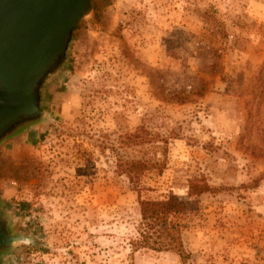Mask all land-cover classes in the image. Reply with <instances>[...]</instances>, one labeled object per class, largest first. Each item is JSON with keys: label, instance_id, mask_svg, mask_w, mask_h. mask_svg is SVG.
I'll use <instances>...</instances> for the list:
<instances>
[{"label": "rangeland", "instance_id": "374dc122", "mask_svg": "<svg viewBox=\"0 0 264 264\" xmlns=\"http://www.w3.org/2000/svg\"><path fill=\"white\" fill-rule=\"evenodd\" d=\"M92 6L40 87L45 114L0 143L1 217L23 239L0 264H183L128 242L139 196L188 201L193 180L210 190L181 220L190 264H264V0ZM119 158L155 168L135 189Z\"/></svg>", "mask_w": 264, "mask_h": 264}, {"label": "water", "instance_id": "95a60500", "mask_svg": "<svg viewBox=\"0 0 264 264\" xmlns=\"http://www.w3.org/2000/svg\"><path fill=\"white\" fill-rule=\"evenodd\" d=\"M92 12V0H0V143L45 114L40 87L65 59L74 28ZM4 223L0 217V251L23 240Z\"/></svg>", "mask_w": 264, "mask_h": 264}, {"label": "trees", "instance_id": "16d2710c", "mask_svg": "<svg viewBox=\"0 0 264 264\" xmlns=\"http://www.w3.org/2000/svg\"><path fill=\"white\" fill-rule=\"evenodd\" d=\"M128 136V140L136 145L142 144L141 142L145 140L138 132ZM153 168L155 167L151 163L143 160L124 161L119 158L116 162L117 174L125 175L135 189L139 187L137 180ZM209 190L208 185L202 180H193L189 181L188 185V201L180 200L173 192L156 200H141L139 196L140 219L137 223L136 236L130 238L128 242L130 255L143 249L173 252L179 256L181 263L190 264L191 254L186 251L182 241L181 220L193 212L194 205L198 204L196 197Z\"/></svg>", "mask_w": 264, "mask_h": 264}, {"label": "flooded vegetation", "instance_id": "af4514ba", "mask_svg": "<svg viewBox=\"0 0 264 264\" xmlns=\"http://www.w3.org/2000/svg\"><path fill=\"white\" fill-rule=\"evenodd\" d=\"M2 207H1V205H0V217H1V213H2V209H1ZM5 222V221H4ZM4 224H6V223H4ZM7 244V242H5L3 245H1V247L3 248V247H5V245ZM1 252V251H0Z\"/></svg>", "mask_w": 264, "mask_h": 264}, {"label": "crops", "instance_id": "0c3cea01", "mask_svg": "<svg viewBox=\"0 0 264 264\" xmlns=\"http://www.w3.org/2000/svg\"><path fill=\"white\" fill-rule=\"evenodd\" d=\"M65 88H67V91H68V92L70 91V90H69V86L66 85Z\"/></svg>", "mask_w": 264, "mask_h": 264}]
</instances>
